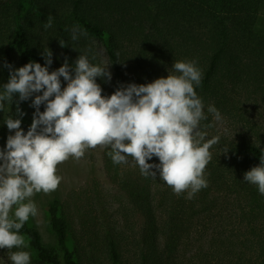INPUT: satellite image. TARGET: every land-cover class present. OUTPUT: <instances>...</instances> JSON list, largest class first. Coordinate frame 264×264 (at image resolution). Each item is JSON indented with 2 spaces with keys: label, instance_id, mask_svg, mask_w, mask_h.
<instances>
[{
  "label": "trees",
  "instance_id": "16d2710c",
  "mask_svg": "<svg viewBox=\"0 0 264 264\" xmlns=\"http://www.w3.org/2000/svg\"><path fill=\"white\" fill-rule=\"evenodd\" d=\"M263 10L264 0H0V91L9 80L5 64L15 69L29 62L44 66L42 53L48 49L53 54L49 72L65 59L73 65L79 55L100 66L87 44L96 38L114 69L110 82L97 78L106 97L121 85H146L176 75L175 62L195 61L202 73L195 90L207 116L200 125L207 136L213 120L209 106L243 121L240 93L249 100L264 97ZM49 16L52 26L45 29ZM61 83L66 86L63 78ZM31 103H19L25 133L35 112ZM16 107L13 103L0 112L2 149L14 134L4 120L19 118ZM247 124L244 136L221 138L210 148L208 187L190 200L187 193L175 195L158 173L145 178L131 157L127 164H114L110 149H104V168L125 199L124 214L140 220L131 239L102 220L105 207L95 184L46 206L55 246L44 242L30 218L21 229L28 247L12 251L30 252L31 264H264V195L244 182V174L264 157V140L259 126ZM149 163L159 160L153 157ZM198 243L200 248L186 259ZM129 245L135 261L127 255Z\"/></svg>",
  "mask_w": 264,
  "mask_h": 264
},
{
  "label": "clouds",
  "instance_id": "9594fccd",
  "mask_svg": "<svg viewBox=\"0 0 264 264\" xmlns=\"http://www.w3.org/2000/svg\"><path fill=\"white\" fill-rule=\"evenodd\" d=\"M51 26L49 16L44 27ZM78 38L74 28L71 39ZM60 45L64 47L61 41ZM52 55L49 49L42 53L44 66L29 62L15 69L5 64L9 80L0 91V112L16 103L19 117L9 115L4 120L14 134L0 149V249L8 250L11 264H31L30 252L12 250L28 247L21 229L38 215L33 197L58 190L63 179L59 166L69 159L79 161L98 147L110 149L114 164H127L131 157L145 178H156L158 173L175 195L187 193L190 200L208 187L210 148L220 140L217 136L205 141L200 131L207 116L195 90L202 81L195 61L175 62L176 75L146 85H121L106 97L97 78L110 82V65H93L87 55H79L73 65L65 59L59 69L49 72ZM29 99L35 112L25 133L21 127L25 113L19 103ZM207 111L220 119L214 106ZM153 157L158 164L149 163ZM244 182L264 195V157L244 174Z\"/></svg>",
  "mask_w": 264,
  "mask_h": 264
},
{
  "label": "rangeland",
  "instance_id": "374dc122",
  "mask_svg": "<svg viewBox=\"0 0 264 264\" xmlns=\"http://www.w3.org/2000/svg\"><path fill=\"white\" fill-rule=\"evenodd\" d=\"M260 26L261 29H264V10L261 12ZM84 38L82 35V39ZM87 44L95 51L101 67L110 65L108 70L111 72L113 78V64L103 42L96 38H90L87 40ZM240 94L239 99L244 104L240 109L246 117L242 121L241 118L228 113H219L220 119L217 120L214 114H212L213 120L209 125V131L208 135L205 136V141L217 136L220 139H236L244 136L247 132L246 127H249L247 123L259 126L264 140V97L257 96V100H249L246 94ZM0 149H2L1 146ZM103 153L104 149L98 147L95 150L86 152L85 156L79 161L69 159L66 163L61 164L58 169V174L63 179L58 190L52 192L50 195H45L41 192L33 197V201L38 207V215L36 217H30L31 222L39 230L47 245L55 246L56 240L48 226L45 211L46 206L55 199L65 200L73 192H81L86 188L89 190L95 184L101 191L100 196L103 198L102 204L104 203L103 206L105 207L102 220L115 226L126 239H131L133 235L138 233L140 220L137 216L128 218L124 214L122 204L126 203L125 199L121 197L117 187L111 183L107 175L104 168ZM200 245L199 243L198 245L196 244L195 248H193L194 250L187 252L185 258L189 259L192 257L196 253V249L200 248ZM126 250L127 255L132 260L135 256L134 247L129 245ZM133 261H135L134 258ZM0 264H11L7 249H0Z\"/></svg>",
  "mask_w": 264,
  "mask_h": 264
}]
</instances>
